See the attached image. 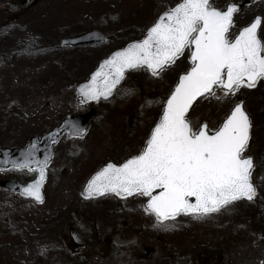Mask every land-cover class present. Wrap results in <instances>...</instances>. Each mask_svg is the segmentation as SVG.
I'll return each instance as SVG.
<instances>
[{
	"label": "rangeland",
	"instance_id": "rangeland-1",
	"mask_svg": "<svg viewBox=\"0 0 264 264\" xmlns=\"http://www.w3.org/2000/svg\"><path fill=\"white\" fill-rule=\"evenodd\" d=\"M241 1L211 0L221 9ZM178 2L0 0V148L24 147L30 136H42L65 115L96 110L84 137H64L54 146L42 203L0 190V264H51L45 263L51 254L59 259L70 252L75 262L65 264H264L263 80L228 95L216 87L215 95L201 97L187 116L194 130L206 123L212 131L244 100L252 128L243 155L255 160L252 200L241 198L203 217L181 213L160 224L144 211L147 197L83 195L87 179L106 161L121 163L142 150L179 75L191 66L190 49L159 75L144 67L130 70L110 100L82 104L76 87L102 59L134 40L126 39L132 26L143 36ZM257 15L263 17L264 41V0L236 14L230 38ZM6 17L12 19L7 25ZM92 29L115 37L100 45H59ZM34 177L28 170H0V179ZM71 230L81 244L72 242ZM41 234L43 247L28 249L29 240Z\"/></svg>",
	"mask_w": 264,
	"mask_h": 264
},
{
	"label": "snow or ice",
	"instance_id": "snow-or-ice-1",
	"mask_svg": "<svg viewBox=\"0 0 264 264\" xmlns=\"http://www.w3.org/2000/svg\"><path fill=\"white\" fill-rule=\"evenodd\" d=\"M238 11L232 2L221 9L211 0H179L157 18L143 39L113 52L80 86L85 99L107 98L126 69L146 66L159 75L190 49L191 67L179 75L142 150L122 163H106L88 180L84 195L147 197L144 211L154 214L160 224L181 213L203 217L256 196L251 182L253 158L243 155L251 123L242 102L235 103L211 133L206 123L194 130L186 116L197 97L215 95L216 87L228 95L241 86L254 87L264 78V41L258 36L261 17L230 38ZM34 150L35 145L30 146L24 159L12 166L38 171L23 194L41 201L49 161L35 159Z\"/></svg>",
	"mask_w": 264,
	"mask_h": 264
},
{
	"label": "water",
	"instance_id": "water-1",
	"mask_svg": "<svg viewBox=\"0 0 264 264\" xmlns=\"http://www.w3.org/2000/svg\"><path fill=\"white\" fill-rule=\"evenodd\" d=\"M255 1H257V0H243L240 4H237L239 6V11L238 12H240L245 6L253 4ZM237 13L234 14L233 19L235 18V15ZM258 16L261 17L260 15H258ZM261 23H262V17H261ZM260 26L258 28V33H259ZM231 27H230V29H231ZM146 33H147V31L145 32L143 37L146 35ZM258 36H259V34H258ZM143 37L141 39H143ZM107 41H108V36L107 35L102 33L100 30L93 29V30H90L88 32L82 33V34L77 35V36H71V37L64 38V39L60 40V45L62 47H64V48H76V47H81V46L104 44ZM131 42H133V41H131ZM131 42H129V43H131ZM129 43H127L124 47H127ZM113 52H115V51H113ZM105 59H103V60H105ZM103 60L100 61V63L98 64V66L95 68V70L93 72L96 71V69L100 66V64L103 62ZM142 67L147 68L146 66H142ZM130 70H132V69H126L125 70L124 77L121 79L120 83L116 86V88L113 89L112 94L110 96H108L107 98L100 97V98H98L96 100H88V99H85L82 96V93L80 92V86L83 85V84H86L91 79V74L93 73L92 72L89 75L88 80L80 83L77 86V88H76V92H77L78 96L81 98V102L84 103V104H87V103L95 104V103H97V102H99L101 100H105L106 101V100L111 99L113 97L115 91L118 89V87L121 85L122 81L124 80L127 72L130 71ZM201 97L202 96L197 97L193 101L192 105L189 108L188 113L190 112V110L194 106L195 102L198 101ZM240 102H242V107L245 110V102L243 100L240 101ZM188 113H186V116L188 115ZM95 114H96V112H95L94 108H92L86 114H68L61 120L60 124L57 127L53 128L51 131H49L46 134L42 135L40 138L37 137V136H32L31 138H29L25 148L5 147V148L0 149V170L14 168L12 166L13 162L14 161L18 162V161L23 160L25 155H26V153H27V151L30 149V146H32V145H35L34 158L38 159V160H43L45 157H48V161H49L48 164H49L50 161L52 160V156H53V146H55L59 142V140L66 134H68L69 137H75V136L83 137L86 134V132L88 131V129L90 127V122H91L92 118L95 116ZM250 123H251V121H250ZM81 129H83L82 132L80 131ZM208 129H209V127H208ZM250 130H251V127H250ZM209 132L211 133L210 130H209ZM75 133H80V134L77 135ZM48 164H47V166H48ZM253 164H254V167H255L254 158H253ZM34 167L35 166H33V168ZM254 167H253V169H254ZM15 169H18V168H15ZM19 170H21V169H19ZM33 171H35V170H33ZM38 175H39V173H38V171H36L35 178L30 180V181H28V182H25V183H21L15 178L8 179V180H0V189L6 190V191H9V192H13L16 195H19V196H22V197H25V198H28V199H32L36 203H41L44 200L43 188H44V184H45L46 178H47V167L45 169V178H44V180L42 182V185H41L42 200L41 201H36L33 197L26 196V195L23 194L24 188L27 187V185L29 183L33 182L37 178ZM93 175H91L90 178ZM251 182L254 184V186L256 188L255 183L252 180H251ZM86 185H87V183H86ZM86 185H85V187H86ZM85 187H84V190H85ZM84 190H83V194H84ZM156 191H158V189ZM107 194H109V193H107ZM103 195H106V194L95 195V196H90V197L86 196V195H84V196L86 198H92V197H99V196H103ZM190 199L194 200L195 198L192 197ZM71 237H72V240H73V242L75 244H81L82 243L78 239L75 231H71Z\"/></svg>",
	"mask_w": 264,
	"mask_h": 264
},
{
	"label": "trees",
	"instance_id": "trees-1",
	"mask_svg": "<svg viewBox=\"0 0 264 264\" xmlns=\"http://www.w3.org/2000/svg\"><path fill=\"white\" fill-rule=\"evenodd\" d=\"M12 19L10 18V17H6L5 18V24L7 25L10 21H11ZM131 35L130 36H128L126 39H128L129 37H134V39H139L140 37H141V30L139 31V30H137V28L136 27H134V26H132L131 27ZM114 37H115V34H112V35H110L109 36V40L110 39H114ZM125 39V40H126ZM110 160H114V159H110ZM115 162H117V160H114ZM2 191V190H1ZM3 192H6V191H3ZM6 194H10V195H12L11 193H8V192H6ZM14 196V195H13ZM20 198V197H19ZM50 233H52V228H50ZM45 239H46V237H43L42 236V234L41 235H38V236H36V237H34V238H31L30 240H29V242H28V245H27V247H28V249H31V248H33L34 247V249H39V247L41 248V247H43V245H42V243H45ZM15 240V239H14ZM16 240H19V239H16ZM54 241L53 240H50V244H52ZM38 243H41L40 245H38ZM18 246H14V250L17 248ZM70 254H72L71 252H70ZM70 254H66L65 256H63V255H61V258H59L58 259V257H57V255H56V253H53V254H51V257L48 259V260H46L45 261V263H51V264H65V262H75V261H72V260H70L71 259V255ZM217 258V257H216ZM15 264V263H14Z\"/></svg>",
	"mask_w": 264,
	"mask_h": 264
}]
</instances>
